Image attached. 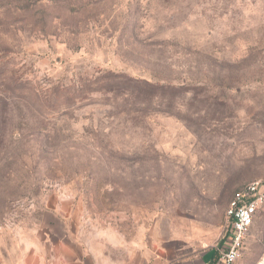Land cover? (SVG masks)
Segmentation results:
<instances>
[{
	"label": "rangeland",
	"instance_id": "374dc122",
	"mask_svg": "<svg viewBox=\"0 0 264 264\" xmlns=\"http://www.w3.org/2000/svg\"><path fill=\"white\" fill-rule=\"evenodd\" d=\"M263 178L264 0H0V264H209Z\"/></svg>",
	"mask_w": 264,
	"mask_h": 264
},
{
	"label": "built area",
	"instance_id": "2783aa9c",
	"mask_svg": "<svg viewBox=\"0 0 264 264\" xmlns=\"http://www.w3.org/2000/svg\"><path fill=\"white\" fill-rule=\"evenodd\" d=\"M264 213V178L249 183L230 202L227 210L229 236L215 248L217 264H237L250 228Z\"/></svg>",
	"mask_w": 264,
	"mask_h": 264
},
{
	"label": "crops",
	"instance_id": "0c3cea01",
	"mask_svg": "<svg viewBox=\"0 0 264 264\" xmlns=\"http://www.w3.org/2000/svg\"><path fill=\"white\" fill-rule=\"evenodd\" d=\"M36 250L35 253L31 250L32 254L25 255L20 264H96L92 255H88L85 250L82 251L76 243L68 238H56L50 231L38 238ZM32 255L35 256V262L29 259L33 257ZM148 260H151L150 257ZM96 261L97 264H103Z\"/></svg>",
	"mask_w": 264,
	"mask_h": 264
},
{
	"label": "trees",
	"instance_id": "16d2710c",
	"mask_svg": "<svg viewBox=\"0 0 264 264\" xmlns=\"http://www.w3.org/2000/svg\"><path fill=\"white\" fill-rule=\"evenodd\" d=\"M41 0H17L18 4L21 6V8H24L28 11H30L31 9H34L35 6H37V4L40 2ZM229 236V232L226 233L225 237L223 238V240L221 241V245L224 244ZM211 264H217V256H216V252L213 253V258L210 262ZM209 263V264H210Z\"/></svg>",
	"mask_w": 264,
	"mask_h": 264
}]
</instances>
